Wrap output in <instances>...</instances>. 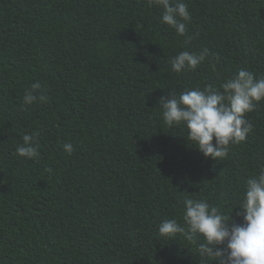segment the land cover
Instances as JSON below:
<instances>
[{"label": "trees", "instance_id": "trees-1", "mask_svg": "<svg viewBox=\"0 0 264 264\" xmlns=\"http://www.w3.org/2000/svg\"><path fill=\"white\" fill-rule=\"evenodd\" d=\"M184 2L186 36L148 0H0V264H204L197 244L157 225L181 221L185 197L230 211L264 164V100L217 161L156 104L239 69L264 77V0ZM201 47L210 55L195 70H171ZM36 82L46 101L24 105ZM33 132L39 158L17 156Z\"/></svg>", "mask_w": 264, "mask_h": 264}, {"label": "clouds", "instance_id": "clouds-1", "mask_svg": "<svg viewBox=\"0 0 264 264\" xmlns=\"http://www.w3.org/2000/svg\"><path fill=\"white\" fill-rule=\"evenodd\" d=\"M148 4L161 9V23L174 29L177 35H188L191 16L184 0H148ZM209 55L207 47H201L198 52L180 51L169 61L171 70L176 73L195 70ZM212 68L215 70V65ZM40 89L39 82L31 84L23 94L22 103L31 105L38 99L46 101V96L37 95ZM262 100L264 77L239 69L219 87L197 86L178 94L169 90L167 96L158 98L156 105L160 106L165 125L169 128L182 125L187 141L203 157L217 161L228 155L229 145L247 139L253 125L245 114L253 111L256 103ZM38 135L25 133L22 143L15 149L16 155L38 159ZM62 148L69 155L74 150L72 143H64ZM258 167L259 172L247 179L240 199L228 213L205 200L185 197L182 222L177 218L163 219L157 225L158 235L173 238L180 234L187 242L197 244L204 264H264V164ZM234 208L238 209L235 215L242 217L239 223L230 215ZM200 238L202 242L198 243Z\"/></svg>", "mask_w": 264, "mask_h": 264}]
</instances>
